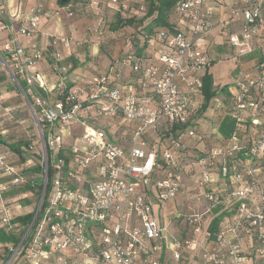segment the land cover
Masks as SVG:
<instances>
[{
  "label": "built area",
  "instance_id": "2783aa9c",
  "mask_svg": "<svg viewBox=\"0 0 264 264\" xmlns=\"http://www.w3.org/2000/svg\"><path fill=\"white\" fill-rule=\"evenodd\" d=\"M213 2L176 0V26L156 29L144 51L127 39L107 70L72 75L69 38L30 44L51 10L35 4L26 14L11 13L0 0V31L9 33L0 61L35 130L25 165L39 162L27 177L18 157L0 146L1 223L15 226L7 191L29 185L28 193H38L6 264L22 255L31 264H181L185 254L200 264H264V0H232L220 22ZM80 5L70 0L52 11L76 16ZM84 5L121 17L145 10L143 0ZM214 27L237 66L223 114L234 127L189 155L186 139L198 138L202 78L211 63L200 41ZM72 121L79 145H63L57 129ZM196 166L198 172L187 170ZM171 199L181 201L180 228L168 235L155 207Z\"/></svg>",
  "mask_w": 264,
  "mask_h": 264
},
{
  "label": "rangeland",
  "instance_id": "374dc122",
  "mask_svg": "<svg viewBox=\"0 0 264 264\" xmlns=\"http://www.w3.org/2000/svg\"><path fill=\"white\" fill-rule=\"evenodd\" d=\"M86 0H79V5L80 9L78 12L77 16H88L89 19L90 17H97V13L95 10L91 9L90 7H86L84 5ZM36 0H21L18 4L20 5V8L27 9L31 4L35 3ZM232 0H217V2L212 3L213 10L216 13L223 15L227 14L228 6ZM145 5V10L138 12V17H141L144 15V13L147 11V4L144 3ZM15 6H17V2L15 3ZM138 8V5H135L136 9ZM137 10V9H136ZM101 18L104 17L103 22L105 21V25H112L113 20L112 16L110 13L105 12L101 13ZM228 15V14H227ZM226 15V17H227ZM225 17V18H226ZM177 17L174 14L173 10H171L170 15L168 17V20L171 25L176 26L177 23ZM60 20V13L59 12H50V18L43 17L41 20V27L44 28L43 31L48 32L52 34L51 36H54L55 39H61V38H69L70 40V46L65 49V52H68L67 54H70V52H76V45L75 42L81 40L80 37H78L77 34L72 32V34L67 35V33L63 30H61V26L58 22ZM97 20V18H96ZM150 19H146L145 22H149ZM102 23H98V27H103ZM212 30V29H211ZM209 31L207 34L204 35L205 39L204 42L205 44L203 46L207 45V42L211 44V50H208L209 56L211 63L208 67L209 73L212 74L213 77V83L215 85V90L218 91L220 90L217 87H224L227 85L228 89H232L234 86V83L236 82V63L230 58L229 55H224V57H220L218 55V52L216 50V47L224 42V38L221 34L218 32L214 33L213 31ZM214 30V29H213ZM212 36H214V41L210 42L212 39ZM100 40V39H99ZM98 38H96L94 35L91 37L90 42L88 43L87 48L83 49V52L85 54L92 52V43L98 42ZM118 55V54H117ZM115 56L112 60H110L107 64H105L104 68L102 70H107L111 64L113 63V60H115L118 56ZM86 56V55H85ZM85 61V60H84ZM83 61V62H84ZM72 71L70 73L72 75L76 74H82V75H87L90 73V71L87 68H83L82 66L79 67V69L75 70L73 66ZM2 77V78H1ZM0 138L3 137L5 141L8 143H17L20 142L21 146H23L26 150L25 153L29 157L30 153L27 150L25 146V142L28 141V136L34 137V125L33 121L31 119V116L29 114V111L27 107L24 104L22 95L20 92L17 90V88L13 85L7 70L4 66V64L0 61ZM214 88V87H213ZM220 92H217L216 96H219ZM224 93H222L219 96V99H216V101L211 100L212 102L209 104L208 108H213L215 107L216 104L219 103L220 99L222 97L224 98ZM215 100V99H214ZM211 106V107H210ZM1 117L7 118L8 121H2L1 122ZM57 132L62 134V136L65 138L63 145H79V141H75L72 138V133H77L79 134V129L77 127L76 121H72L70 125L67 126H62L61 128L57 129ZM5 146V145H4ZM4 149L3 147H1ZM5 148H8L5 146ZM12 151V150H11ZM17 166L20 164L19 161H15ZM39 162H35L34 165L37 166ZM21 165V164H20ZM29 167V168H28ZM30 164H27L23 169H26L24 172V175L29 177L33 172ZM199 167L196 166V171L198 172ZM22 169V170H23ZM37 183L41 182V178L37 177ZM37 187L33 190H31L30 193H28V188L25 187H16L13 189H10L3 195V201L6 204L7 207H9L11 211V215L16 218L19 215H25L27 213H33L35 210V205L38 200V193H37ZM176 210V202L174 199H171L167 201L163 207L156 206L155 211H156V216L161 225L165 227L166 232L168 235L175 234L178 231V227L175 226L174 222L170 220L169 217L165 218L164 221L162 219V215L171 213ZM232 217V215L230 216ZM13 222V220H12ZM11 224H15L14 222ZM26 226L21 225L20 226H12L11 229L5 227L1 221H0V230L3 231L4 233L1 234V241H0V264H6L10 254L8 255L9 248H13L12 242L8 241L7 235L8 234H13V235H20V233L25 230ZM203 233L201 232L198 235V239L202 237ZM6 244V246H4ZM197 259V258H196ZM12 264H31L28 259H26V256H17L13 261Z\"/></svg>",
  "mask_w": 264,
  "mask_h": 264
},
{
  "label": "crops",
  "instance_id": "0c3cea01",
  "mask_svg": "<svg viewBox=\"0 0 264 264\" xmlns=\"http://www.w3.org/2000/svg\"><path fill=\"white\" fill-rule=\"evenodd\" d=\"M20 1L21 0H6L7 7H8L7 10L11 13L18 12V13L26 14L29 7L27 9H24L25 6H23V8H20V5L18 4ZM72 1L74 3H77L79 0H76V1L72 0ZM16 2H17V6H15ZM214 2H217V0H214ZM35 4H42L44 8L49 9L51 11L55 7L60 5L58 3V0H36V2L31 5H35ZM228 9H229V6H228ZM77 15L69 17L62 12L60 13V20H58V22L61 26L60 27L61 30L65 31L67 35H70L72 34V32H74L75 34L78 35V37L81 38V40L75 42V45L77 48L76 52L71 51L70 54H67L68 52H65V57L67 61L71 62L75 70L79 69V67L82 66L83 68H87L90 71V73L88 74L102 72L104 71L102 69L104 68L105 64H107L110 60L115 58L117 54H118L117 55L118 57L122 56L123 50H124V42H125L124 40L125 39L117 38L118 36L116 32H107L103 30V27L99 28L97 25L98 24L97 20L94 17L92 18L90 17L89 19L88 16H77ZM226 15H223V17L220 18L222 15L219 13H216L215 20L217 22L223 21ZM213 29L211 31H213L214 33L218 32L219 34H221L219 27H214ZM43 30L44 28L40 26L39 32L34 37V39L30 41V44H34L37 47H44L48 44L52 34L45 32ZM93 35L96 38H98V40L99 39L100 40L98 42L93 41L92 52L85 54L83 52V49H85V47L87 48L88 43L90 42V39ZM8 36H9V33L7 31H0V48L3 42H5V40L8 38ZM204 39L205 37L201 39L200 41L201 45L205 44ZM213 41H214V36H212V39L210 42H213ZM26 44H29V43H26ZM205 47L208 48L209 50L213 48V47L211 48V44H209V42H207V45ZM216 50L220 57L221 56L224 57V55H228L229 51L226 47L225 39L222 44L216 47ZM249 64L250 62L245 61L243 63V67L248 68ZM42 68H44V66H42ZM213 87L215 89L214 83H213ZM217 88L220 89L221 87H217ZM219 96L214 97L213 101H216V99H219ZM227 97H229V94H227V96H224V98L222 97L223 100L220 99L219 103L216 104L214 108L213 106L212 107L210 106L211 108H207L203 113H201L200 119L198 121V125L196 127L198 138L186 139V143H187L186 144L187 148L185 149L186 153H188L189 155L200 154L209 145L213 143L212 141L213 138L217 134H219L218 125L223 119L225 107L228 104ZM211 102L212 101H210V103ZM189 169L190 171L192 169L196 170V167L194 168L187 167V170ZM174 201L176 202V210L168 214L164 213L162 215V219L164 221L165 218L169 217L170 220L174 222L175 226L178 227L179 229L180 225L176 224L177 222L176 214L179 210H181V201L180 199H174ZM163 205L161 207H163ZM215 213L219 214V211L216 210ZM14 225L20 226V223L16 222ZM196 258L197 257L195 254L194 255L185 254L183 256V259L181 260V264H200V261L198 260V258L197 259ZM250 262L251 261H248L246 262V264H250Z\"/></svg>",
  "mask_w": 264,
  "mask_h": 264
},
{
  "label": "trees",
  "instance_id": "16d2710c",
  "mask_svg": "<svg viewBox=\"0 0 264 264\" xmlns=\"http://www.w3.org/2000/svg\"><path fill=\"white\" fill-rule=\"evenodd\" d=\"M70 0H58L60 5H64ZM76 1V0H75ZM144 3L147 4V11L141 17H138V13L135 11L130 12L128 15L121 17L118 13L110 14L112 16L113 24L105 25V21L103 22L104 17L101 18V13L97 15V23H102L103 30L107 32H116L117 38L119 39H130L133 41L135 45V50L137 52H142L146 48L147 45V37L153 35L156 29L158 28H174L173 25L170 24L168 17L170 15L171 10H173L174 4L176 0H143ZM105 13V12H104ZM146 19H150L149 22H145ZM112 39V38H111ZM110 39V40H111ZM125 43V42H124ZM2 78V77H1ZM0 78V79H1ZM203 86H202V94L203 100L200 107V113H203L209 106L210 101L216 97L217 92L224 93L227 96V85L221 87L219 91H216L213 88V77L210 73H206L203 78ZM228 98V97H227ZM5 121H8L7 118H4ZM234 127V121L228 117L224 116L220 124L218 125V133L222 136H229ZM20 142L17 143H8L5 139L0 138V146H7L12 152L18 157V160L22 166H26L28 156L25 153V148L20 145ZM26 148L28 142L24 143ZM4 146V147H5ZM32 170L38 171V167H31ZM30 168V169H31ZM26 169H23L25 171ZM25 188H31L29 185L25 186ZM32 217V213H27L25 215H19L13 219V222H19L21 225L26 226ZM221 220V216L214 217L209 226L208 231L211 236L216 232L219 227V222ZM4 233L0 230V241L1 234ZM23 231L20 233V235ZM20 235L16 236L13 234H8L7 239L11 241L13 245L17 244L20 239ZM6 246V244L4 245ZM10 251H8V255Z\"/></svg>",
  "mask_w": 264,
  "mask_h": 264
},
{
  "label": "water",
  "instance_id": "95a60500",
  "mask_svg": "<svg viewBox=\"0 0 264 264\" xmlns=\"http://www.w3.org/2000/svg\"><path fill=\"white\" fill-rule=\"evenodd\" d=\"M7 73H9V70H7ZM9 75H10V73H9ZM10 77H11V80L13 79V77L10 75Z\"/></svg>",
  "mask_w": 264,
  "mask_h": 264
}]
</instances>
